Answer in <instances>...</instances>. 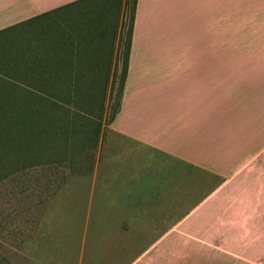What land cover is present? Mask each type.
Segmentation results:
<instances>
[{
    "label": "crops",
    "instance_id": "1",
    "mask_svg": "<svg viewBox=\"0 0 264 264\" xmlns=\"http://www.w3.org/2000/svg\"><path fill=\"white\" fill-rule=\"evenodd\" d=\"M183 1L137 0L107 126L135 144L130 152H163L213 181L130 264H264V72L256 58L231 56L229 0H198L203 35L184 52ZM127 18L128 0H0L7 94L54 107L83 99L90 111L118 89Z\"/></svg>",
    "mask_w": 264,
    "mask_h": 264
},
{
    "label": "rangeland",
    "instance_id": "2",
    "mask_svg": "<svg viewBox=\"0 0 264 264\" xmlns=\"http://www.w3.org/2000/svg\"><path fill=\"white\" fill-rule=\"evenodd\" d=\"M229 4L231 56L256 58L264 72V0ZM203 14L198 0L183 1L184 52L203 35ZM118 84L87 112L83 99L13 97L15 84L0 78V264H130L210 188L207 171L132 153L111 133Z\"/></svg>",
    "mask_w": 264,
    "mask_h": 264
},
{
    "label": "trees",
    "instance_id": "3",
    "mask_svg": "<svg viewBox=\"0 0 264 264\" xmlns=\"http://www.w3.org/2000/svg\"><path fill=\"white\" fill-rule=\"evenodd\" d=\"M128 6H129V0H128ZM136 6H137V0H134L133 2V6H132V9L130 10L128 8V13L130 12V24H129V27L127 28V38H126V41H125V46H126V49H125V64H124V70L122 72V76H121V79H120V82H121V85H120V94L118 95L120 100H119V103H118V108H116V110L114 111L113 113V116L111 117L110 121L115 117L119 107H120V103H121V95H122V90H123V85H124V78H125V75H126V71H127V68H128V51H129V47H130V42H131V36H132V27H133V20H134V15H135V11H136ZM0 103H3V105H7L5 102L1 101ZM2 107V106H0Z\"/></svg>",
    "mask_w": 264,
    "mask_h": 264
}]
</instances>
